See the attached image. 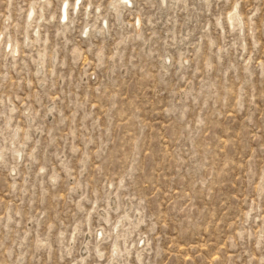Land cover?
Wrapping results in <instances>:
<instances>
[{
  "label": "rangeland",
  "instance_id": "1",
  "mask_svg": "<svg viewBox=\"0 0 264 264\" xmlns=\"http://www.w3.org/2000/svg\"><path fill=\"white\" fill-rule=\"evenodd\" d=\"M65 1L0 0V264H264V0Z\"/></svg>",
  "mask_w": 264,
  "mask_h": 264
},
{
  "label": "bare ground",
  "instance_id": "2",
  "mask_svg": "<svg viewBox=\"0 0 264 264\" xmlns=\"http://www.w3.org/2000/svg\"><path fill=\"white\" fill-rule=\"evenodd\" d=\"M78 1L79 2L75 4V8L79 6V3H80L81 0H78ZM124 2L126 4H129L130 3V0H124ZM167 2H168L167 0H163V4H166ZM34 13H35V11L32 10L31 13L29 14V18H32L33 15H34ZM60 19H61V23H66L69 20V2L67 0L62 5ZM231 19H232V21H236L237 16L235 15ZM106 25H107V23H106ZM17 51H18L17 48L14 47L13 48V52H17Z\"/></svg>",
  "mask_w": 264,
  "mask_h": 264
}]
</instances>
